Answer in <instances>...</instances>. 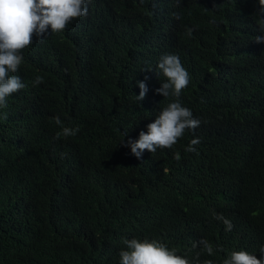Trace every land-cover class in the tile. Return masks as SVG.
Instances as JSON below:
<instances>
[{
  "label": "trees",
  "instance_id": "trees-1",
  "mask_svg": "<svg viewBox=\"0 0 264 264\" xmlns=\"http://www.w3.org/2000/svg\"><path fill=\"white\" fill-rule=\"evenodd\" d=\"M87 7L94 25L69 22L62 32L33 35L14 74L27 86L0 109V264H120L132 238L156 239L190 264L197 252L200 264H222L241 250L264 258L258 0H89ZM166 54L189 73L178 98L156 91ZM37 76L43 82L34 86ZM138 81L148 89L140 101ZM177 99L200 126L138 159L121 141L138 139ZM55 117L79 131L56 139ZM197 137V151L186 152ZM215 214L231 221L235 237ZM201 238L211 255L193 248Z\"/></svg>",
  "mask_w": 264,
  "mask_h": 264
},
{
  "label": "clouds",
  "instance_id": "clouds-1",
  "mask_svg": "<svg viewBox=\"0 0 264 264\" xmlns=\"http://www.w3.org/2000/svg\"><path fill=\"white\" fill-rule=\"evenodd\" d=\"M89 0H0V109L7 107V98L13 93L24 89L27 85L21 81L17 73L23 61L22 50L33 42V35L43 38L45 34L62 32L69 22L80 26L94 25L92 17L88 15ZM180 3V0H177ZM259 13H264V0H258ZM177 19L179 17L177 16ZM214 23L215 21H211ZM264 31V27L261 28ZM191 34V29L188 30ZM257 43L264 41V36L255 37ZM160 74L166 79L156 91L164 98L170 95L178 98L189 84V73L182 66L179 56L166 54L157 65ZM151 70V69H147ZM43 82V77L37 76L33 85ZM140 88L137 101L143 100L148 89L143 81L137 82ZM6 118V117H5ZM55 123L61 126L62 131L56 134V139L61 136L67 138L76 135L78 128L63 126L59 117L54 118ZM200 121L193 118L190 109L181 105L179 100L168 103L162 107L153 122L147 124V131H140L136 140L128 139L125 147L131 148V153L138 159L147 150L151 153L157 149L172 148L179 138L184 135L186 129H196ZM127 133L125 134V136ZM200 143V139L193 138L185 148L186 152H196L194 147ZM62 158L64 154H61ZM180 159L179 153L175 156ZM214 219L222 221L225 231H231L233 225L222 214H215ZM233 236L234 233L231 231ZM126 248L119 252L120 264H190V261L177 255L166 244L156 240H139L136 238L125 239ZM199 245L201 252L211 255L214 251L212 244L207 239L201 238L193 242V248ZM264 255V246L260 250ZM188 254L190 252H181ZM200 252H197L195 264H200ZM205 264H212L206 261ZM222 264H264V258L258 259L247 251H233Z\"/></svg>",
  "mask_w": 264,
  "mask_h": 264
}]
</instances>
